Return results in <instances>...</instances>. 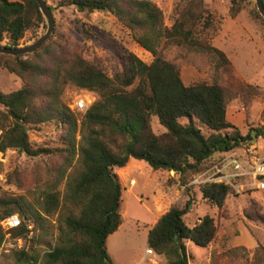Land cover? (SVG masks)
I'll use <instances>...</instances> for the list:
<instances>
[{
	"label": "trees",
	"instance_id": "16d2710c",
	"mask_svg": "<svg viewBox=\"0 0 264 264\" xmlns=\"http://www.w3.org/2000/svg\"><path fill=\"white\" fill-rule=\"evenodd\" d=\"M243 1L230 0L231 17L240 12ZM58 5L74 6L78 12L110 13L152 60L146 63L132 52H123L118 68L108 74L96 57H85L76 49L45 64L41 52H49L50 37L33 53H0V67L22 81L18 90L0 91V151L15 149L40 158L32 176L41 163L46 167L40 179L35 177V193L0 195V221L16 213L21 218L20 225L8 231L0 225V244L7 232L6 240H29L28 249L12 251V257L24 264H113L106 240L122 222L121 184L114 169L134 158L152 170L177 174L184 184V177L203 172L214 154L264 138V108L261 126L249 128L244 135L227 121L229 102L253 97L259 87L236 79L228 56L212 44L216 19L205 0H178L169 26L151 0H59ZM249 15L264 25L256 7ZM42 23L34 0H0V44L19 46L26 32ZM80 28L86 39L94 36L84 24ZM166 45L211 55L214 81L184 84L179 69L161 53ZM67 89L90 91L96 99L85 112L72 110L64 99ZM153 116L164 128L159 134L151 127ZM49 121L62 128L60 141L34 147L26 126L35 130ZM199 191L209 206L227 217L229 185L206 182ZM189 204L170 205L147 232L146 246L163 258V264H189L188 242L205 248L215 239L217 226L210 215L200 217L193 226L186 224ZM52 220L57 229L55 243L40 251L34 245H40L42 234L35 233H46ZM254 264H264L260 243Z\"/></svg>",
	"mask_w": 264,
	"mask_h": 264
},
{
	"label": "rangeland",
	"instance_id": "374dc122",
	"mask_svg": "<svg viewBox=\"0 0 264 264\" xmlns=\"http://www.w3.org/2000/svg\"><path fill=\"white\" fill-rule=\"evenodd\" d=\"M46 1L53 14L54 30L48 40L49 52H41L45 64H49L52 58L70 55L76 49L85 57H96L108 74L118 68V59L123 52H132L146 63L152 60V55L134 42L129 31L110 13L78 12L74 6H59V0ZM151 1L162 10L164 23L171 25L174 6L178 0ZM205 2L216 19L217 31L212 38V44L228 56L233 65L232 75L236 79L259 87L258 94L253 97H236L227 106V121L244 135L249 128L260 127L262 124L260 117L264 108V25L254 21L249 15V11L256 7L254 0L243 1V8L235 17L228 14L230 0ZM81 23L94 34L92 38L84 37L80 28ZM46 28V20L43 17V23L39 28L26 32L19 46L31 44L46 31ZM161 53L179 69L184 84L214 81L215 60L211 55L176 45H166ZM21 86L22 81L18 76L0 67L2 93L13 92ZM78 95L93 101L96 99V95L90 91L70 89L66 90L64 99L70 104L71 99ZM151 127L157 134L164 131L154 116L151 118ZM26 130L34 147L56 145L63 135L62 128L53 121L40 124L35 130H30L27 125ZM203 131L206 132L205 129ZM76 138L78 139L77 136ZM250 149L256 150L258 156H264V138H255L252 142L230 151L243 156L245 153L248 154ZM223 153L214 154L203 172L186 175L184 184L178 181L177 174L152 170L144 161L134 158H131L125 167L115 168L121 184L122 222L118 230L109 235L106 243L107 252L111 255L113 263L138 264L146 247L147 232L157 219L170 205L178 204L184 207L190 202L184 215L186 224L193 226L200 217L210 215L214 218L217 232L213 242L205 248L190 242L186 244L190 255L189 264H254L255 248L258 243L264 246V190L258 189L249 177L231 178L227 183L231 193L225 199L226 218L221 216L216 207L209 206L199 191L201 184L211 182L213 178L227 173L222 169L224 165L222 160L225 156ZM39 159L27 157L15 149L0 151L1 196L3 194L7 197L11 195L18 197L26 194L28 190L34 191L36 178L40 179L46 168L43 162L36 169V175H31L35 169V162ZM42 160L51 162L49 158ZM40 183L39 180L38 185ZM35 196H38V193ZM14 215L21 220L18 213ZM56 233L55 222L53 220L47 222L46 233H35L42 235L40 245L34 247L40 251L49 249L55 243ZM239 240L240 244L237 246L230 245ZM6 242L10 245L6 246L7 251L0 255V264H24L12 257V251L22 247L28 249L30 241L15 242L7 239Z\"/></svg>",
	"mask_w": 264,
	"mask_h": 264
},
{
	"label": "built area",
	"instance_id": "2783aa9c",
	"mask_svg": "<svg viewBox=\"0 0 264 264\" xmlns=\"http://www.w3.org/2000/svg\"><path fill=\"white\" fill-rule=\"evenodd\" d=\"M92 102L93 100L78 95L71 99L69 107L72 110L85 112ZM248 152V154L245 153L243 156L237 155L230 150L224 152L223 154H225V156L222 160L224 165L222 169L224 171L226 170L227 173L217 176L216 179L213 178L211 182H222L227 184L233 177H249L254 181L258 189L264 190V156H258L257 151L253 149H250ZM224 180H226V182H224ZM195 181L199 182L198 179H195ZM0 225L4 231H8L11 228L19 226L20 219L17 215L13 214L3 218L0 221ZM28 227L30 228L31 226L29 225ZM29 235H31V233ZM5 236V240L0 244V255L7 251L6 246L10 245L6 242L9 233L7 232ZM17 242H21V240H17ZM140 264H163V262L162 257L158 253L146 246Z\"/></svg>",
	"mask_w": 264,
	"mask_h": 264
},
{
	"label": "water",
	"instance_id": "95a60500",
	"mask_svg": "<svg viewBox=\"0 0 264 264\" xmlns=\"http://www.w3.org/2000/svg\"><path fill=\"white\" fill-rule=\"evenodd\" d=\"M38 8L46 20L47 28L46 31L39 36L35 41L31 44L24 45V46H16V47H9L0 44V53L7 54V55H24L28 53H33L38 49L53 33L54 30V18L51 11V7L48 5L46 0H34ZM256 8L259 14L264 19V5L262 0H254Z\"/></svg>",
	"mask_w": 264,
	"mask_h": 264
},
{
	"label": "crops",
	"instance_id": "0c3cea01",
	"mask_svg": "<svg viewBox=\"0 0 264 264\" xmlns=\"http://www.w3.org/2000/svg\"><path fill=\"white\" fill-rule=\"evenodd\" d=\"M117 230H118V229H117ZM117 230H116V231H117ZM116 231H115V232H116ZM115 232H114V233H115ZM112 234H113V233H112ZM108 237H109V236H108ZM107 239H108V238H107ZM106 243H107V240H106ZM238 244H240V240H239V241H237V242H235V243H231L230 245H231V246H237ZM230 245H228V246H230ZM106 247H107V245H106ZM107 251H108V249H107ZM109 256L111 257V255H110V254H109ZM141 259H142V257H141ZM141 259H140V261H139V263H138V264H140V263H141ZM112 262H113V261H112ZM113 264H115V263H113Z\"/></svg>",
	"mask_w": 264,
	"mask_h": 264
}]
</instances>
